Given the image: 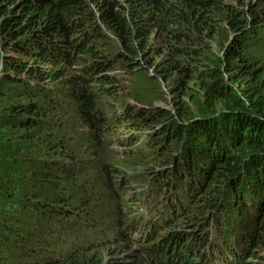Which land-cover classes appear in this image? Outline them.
<instances>
[{"label":"trees","instance_id":"obj_1","mask_svg":"<svg viewBox=\"0 0 264 264\" xmlns=\"http://www.w3.org/2000/svg\"><path fill=\"white\" fill-rule=\"evenodd\" d=\"M156 41L194 63L215 49L222 66L204 79L196 62L199 90L172 108L130 106L147 94H127L118 69L154 65ZM251 46L264 51V0H0V264L264 263V61ZM139 138L150 149L126 153ZM145 157L157 168L142 170L143 200L123 167ZM196 158L193 188H166ZM139 203V237H121Z\"/></svg>","mask_w":264,"mask_h":264},{"label":"rangeland","instance_id":"obj_2","mask_svg":"<svg viewBox=\"0 0 264 264\" xmlns=\"http://www.w3.org/2000/svg\"><path fill=\"white\" fill-rule=\"evenodd\" d=\"M216 40V38H215ZM155 49L161 51V54L159 56H154V65L150 66L146 63H143L140 68H135L132 71H124L122 73L121 69H118L119 74H122L123 77H119V81L121 84H123L124 87H128L125 90L127 94H138L142 93L141 91H145L146 95V101L143 105H140V103L134 102L132 99H128L130 106H135L136 108H144L147 109L148 106H156L161 105L166 108H172L175 102H178L180 100H186L188 94H194L199 90V85L195 81V79H190V75L187 73H192V70L196 69L194 68V65H196V62H199L198 64V73L202 76V78L207 79L209 71L213 68H221L222 64V58L220 51H216L213 49L212 52L214 54L212 56H200V58L194 63L193 60L187 58L189 56L180 54V52H176L175 48L164 49V46L162 45L161 41L154 42ZM161 49V50H160ZM248 53L251 57H256V59L259 61H264V51L260 50V47L256 48L254 46H251L248 50ZM201 64V65H200ZM159 124L157 122H150V124L147 127V130L142 131L140 133L135 132L133 138H135L136 135H144L148 131L155 130ZM129 133V132H128ZM133 134L132 133H129ZM136 134V135H135ZM126 136L127 134L123 135ZM131 137V136H130ZM112 139H114V136H112ZM140 138L138 140H132L128 141V145H123V147L126 148V153L130 152L131 150L139 151L142 150V154H144V150H149L150 147H146L147 143H144L143 145H139ZM130 142L131 145H130ZM113 143V142H112ZM139 143V144H138ZM160 143L163 146L165 145V140L163 135L160 137ZM190 143V142H189ZM112 147V146H111ZM116 150H120L119 145L113 146ZM146 158V157H145ZM202 159V158H201ZM127 161V160H126ZM147 158L142 159L141 163L139 165H131V166H125L124 168V174L129 175L127 179L129 180L130 188H134L132 190L135 191V194H139V192H146V185L149 184V180L152 178L150 176L151 174H145L142 172L144 168L150 169V168H157L151 163L146 164ZM202 161L198 158L195 159L194 165L191 166V170L194 172V176L191 177L186 174L187 170H180V173H177V170L174 169V176L165 183L167 185L166 188H173V187H179V192H182L183 190H189L192 189L194 186L195 181V175H198L200 171V168L202 166ZM196 169V170H195ZM150 176V177H147ZM155 177V176H154ZM156 178V177H155ZM190 178H192L190 180ZM162 183H160L161 186ZM198 191V190H197ZM131 192V190H128V194ZM167 193L166 195H168ZM158 198H161L163 196L162 193H158L156 195ZM148 197V195H147ZM186 197V196H183ZM169 201L171 202L172 196L168 197ZM133 210H136V206L134 205ZM220 224L218 225L220 229H223L225 226V223L221 220H215L213 223ZM212 223V224H213ZM184 224H181L180 227H182L183 230H185L188 234L185 235V241L188 242V240L191 238V231L189 228H183ZM178 227L180 230L181 228ZM128 228L127 224L123 228L119 230V234L121 237H124L127 235ZM152 238V237H151ZM182 236V240H183ZM246 240V239H245ZM184 241V240H183ZM181 241L180 243H182ZM113 247V246H111ZM111 247H108L111 248ZM135 248V247H132ZM263 248H258V253L261 252ZM264 252V250H263ZM124 255V253L122 254ZM108 256H106L102 263H106V260H108ZM111 259V258H110ZM264 264V263H262Z\"/></svg>","mask_w":264,"mask_h":264},{"label":"clouds","instance_id":"obj_3","mask_svg":"<svg viewBox=\"0 0 264 264\" xmlns=\"http://www.w3.org/2000/svg\"><path fill=\"white\" fill-rule=\"evenodd\" d=\"M139 194L142 196L143 200H146L147 198V190L146 192H139ZM145 214V216L147 215L144 207L141 206V204H138V210H137V214H131L128 217V223H127V228H128V234L130 233V235L137 239L142 231V225H143V221L144 219H142L141 221H137L140 216H143Z\"/></svg>","mask_w":264,"mask_h":264}]
</instances>
